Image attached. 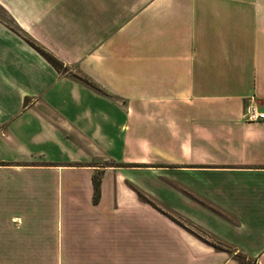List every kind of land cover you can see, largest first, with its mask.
Returning <instances> with one entry per match:
<instances>
[{"label": "crops", "instance_id": "obj_1", "mask_svg": "<svg viewBox=\"0 0 264 264\" xmlns=\"http://www.w3.org/2000/svg\"><path fill=\"white\" fill-rule=\"evenodd\" d=\"M251 97L264 0H0V264H264Z\"/></svg>", "mask_w": 264, "mask_h": 264}, {"label": "built area", "instance_id": "obj_2", "mask_svg": "<svg viewBox=\"0 0 264 264\" xmlns=\"http://www.w3.org/2000/svg\"><path fill=\"white\" fill-rule=\"evenodd\" d=\"M244 117L251 120L264 118V110L257 108L254 99L251 97L246 105Z\"/></svg>", "mask_w": 264, "mask_h": 264}, {"label": "trees", "instance_id": "obj_3", "mask_svg": "<svg viewBox=\"0 0 264 264\" xmlns=\"http://www.w3.org/2000/svg\"><path fill=\"white\" fill-rule=\"evenodd\" d=\"M42 52L47 56V58L52 62L54 63V65H56V67H60V61L55 58L54 56L48 54L47 52L43 51ZM99 183H100V179H99V175L94 174V177H93V184H94V201L97 200L98 196H99V193H100V187H99Z\"/></svg>", "mask_w": 264, "mask_h": 264}, {"label": "rangeland", "instance_id": "obj_4", "mask_svg": "<svg viewBox=\"0 0 264 264\" xmlns=\"http://www.w3.org/2000/svg\"><path fill=\"white\" fill-rule=\"evenodd\" d=\"M99 174H100V171L97 172V175H99ZM170 216H172L174 219H176V220H178L180 222H186L187 223V220L182 219L180 217H177L175 214H170ZM212 240H213V238H212ZM236 255H237V259H238L237 264H255L254 260L245 258L244 255H242L239 252Z\"/></svg>", "mask_w": 264, "mask_h": 264}]
</instances>
